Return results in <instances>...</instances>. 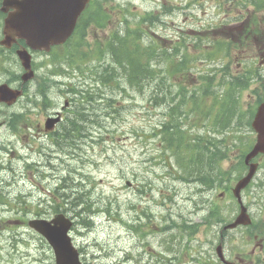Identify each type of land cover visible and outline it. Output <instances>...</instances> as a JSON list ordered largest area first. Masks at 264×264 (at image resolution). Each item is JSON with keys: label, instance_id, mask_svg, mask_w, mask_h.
I'll use <instances>...</instances> for the list:
<instances>
[{"label": "rangeland", "instance_id": "1", "mask_svg": "<svg viewBox=\"0 0 264 264\" xmlns=\"http://www.w3.org/2000/svg\"><path fill=\"white\" fill-rule=\"evenodd\" d=\"M115 1L121 5L128 3L130 10L138 11V14L131 17L133 27H144L145 20L138 19L141 13H157L160 12L158 8L171 5L168 0H96L95 5L100 6L107 14H101L99 19L106 31L103 33L98 30L93 35L89 33L91 38H104L107 32L115 30L117 10L109 8ZM234 3L235 0H227L226 6ZM226 6L224 0H208V5L200 13L207 20L214 17L213 21L229 16L239 17L237 12L242 11H247L248 16L252 15L250 22L255 21L260 26L257 40H253L251 49L245 50L246 57L234 54L233 66L237 68L238 64H242L246 72L259 68L264 75V0H246L245 6L240 5L238 9L230 11ZM194 13L196 10L185 14V20L188 21L187 18ZM197 15L200 16L199 12ZM111 17H114L112 23L109 21ZM178 21L180 19L175 20V30L189 39L191 34L180 30ZM233 22L236 23L237 20ZM192 23L198 26L201 21L195 20ZM220 25L221 22L218 21L212 32L224 37L227 32L224 28L229 24ZM228 33L233 36L237 34L234 30H228ZM201 39L193 41L199 42ZM76 45L75 40L63 49L65 57L55 62L56 67L66 71L72 80L60 83L58 88H52L50 96L58 102L72 97L71 108L67 111L69 118L76 105L72 92L81 84L90 87L94 91L92 95L96 94L95 89L100 91L104 101L100 105L96 104V112L91 114L95 119L94 126L83 125L81 135L80 125H74L73 131L70 127L66 130L64 124L66 132L59 140L54 137L51 140L48 136L38 137L36 132L27 130L31 122L35 125L45 120L46 113L33 105L36 93L38 95V85L44 84V76L31 84L27 98L20 100L15 109L6 111L9 112L8 115L15 112L16 119L12 124L0 128V264H55L53 251L46 240L27 225L28 220L34 218L39 211L46 212L50 218L59 211L75 221L71 237L84 264H126L129 255L133 260L129 264H216L218 260L215 246L219 243V231L234 215L231 210H227L220 194L222 192L216 196L215 190L212 191L215 171L218 170L214 169L211 176H208V184L198 183L193 179L192 173L197 169L194 163L204 153L202 149L205 146L192 147L180 139L177 144L186 149V152H180L179 148L171 145L174 158L169 151L163 152L165 146L161 137H165L167 131L169 135L176 133L180 125V128L191 129L194 134H211V139L215 136L223 138L229 129L242 121L244 125L235 128L237 139L226 145L228 148L234 144L237 150L232 153L231 148L230 151H224L220 139L208 141L209 147L205 151L208 152L209 161H218L219 170L229 169L231 166V174L227 177L222 175L226 182L224 188L230 186L242 171L238 161V156L242 153L239 154L238 149L243 148L248 140H255L251 117L258 107L260 97L264 96V76H259L257 82L250 79L242 94H235L229 104L226 98L220 97L218 101H213L214 97L203 94L206 97L199 109L207 103L208 106L213 104L215 109L212 117L201 118L190 112V106L186 108L192 97L168 92L169 85L164 76L157 77L163 79L167 102L177 105L175 110H170V104L161 105V100L155 95L157 86L152 81L146 82L141 91L132 85L125 89V84L123 87L109 89L99 87L101 75L95 73V83H91L87 66L81 64L88 55L77 57ZM102 48L105 51V47ZM188 49L194 56L200 54L193 49V45ZM66 55L77 58V64L73 68L66 60ZM154 55L153 67L162 70L167 56ZM13 57L16 56L0 50V77L8 66H12ZM201 58L194 60L191 66L194 74L189 76L191 80L196 79L198 68L204 67V60ZM44 59L45 57H38L37 63H42ZM111 61L110 55L109 62ZM222 61L226 62L225 58ZM217 66H220V62ZM58 78L63 80L64 77ZM176 78L180 79H173ZM109 83L110 81L106 85ZM36 101L39 103V100ZM52 101L54 104L45 102L44 105L54 110L59 109L58 103L54 99ZM228 105L233 106L236 111L230 126L227 125L228 117L219 120L222 108ZM220 121L225 123L221 124ZM215 122L218 124L214 128ZM162 123L168 130L161 135L155 130ZM16 133L18 134L15 135ZM168 142L170 144L169 138ZM165 153L171 157V164L177 162V167L167 166V162L163 161ZM196 153L198 156L193 159ZM156 161L161 162L160 166L154 165ZM210 168L212 167L208 163V173ZM176 170L182 175L177 181L173 178ZM202 172L205 169L196 173L200 176ZM259 191L262 192L261 189ZM61 199L69 203V206H63ZM263 199L264 190L259 196V205L255 202L251 206L259 221H264V217L259 216ZM214 204L219 207H214ZM79 210L87 211L92 216L93 222L89 224H92V232L85 233L80 222L84 215L80 216ZM213 213L216 215L211 216ZM244 232L249 236L246 239L242 238L241 230L226 236V252L234 259L244 253L246 256L252 254L255 251L252 237L262 234L260 229H244ZM258 257L263 259L264 253L261 252ZM136 258H142V262ZM259 264H264V260Z\"/></svg>", "mask_w": 264, "mask_h": 264}, {"label": "water", "instance_id": "2", "mask_svg": "<svg viewBox=\"0 0 264 264\" xmlns=\"http://www.w3.org/2000/svg\"><path fill=\"white\" fill-rule=\"evenodd\" d=\"M88 0H21V2L5 3V7L14 6L19 10L11 13L6 20V45L15 41V38L24 39L34 50L49 49L51 45L63 44L73 33L76 22L84 10ZM19 7V8H18ZM6 10V9H5ZM18 55L26 70L30 69V57L27 52L19 51ZM26 75L25 80L30 79ZM0 94H4L0 90ZM19 96L1 95L0 101L14 103ZM253 127L259 133L258 144L247 156V162L259 152H264V103L258 108ZM242 180L239 189L245 187L252 175ZM241 222V221H237ZM30 225L35 228L53 247L57 264H81L79 253L68 237L72 222L59 215L50 222L45 220L32 221Z\"/></svg>", "mask_w": 264, "mask_h": 264}, {"label": "trees", "instance_id": "3", "mask_svg": "<svg viewBox=\"0 0 264 264\" xmlns=\"http://www.w3.org/2000/svg\"><path fill=\"white\" fill-rule=\"evenodd\" d=\"M140 46H141V44H140ZM145 46L146 45H142V47H144V48H141L144 51L141 49H140L141 51H139V50L136 51L135 47H137V45L134 43L133 38H131L129 41L126 42V45H125L126 50L124 49L123 53H122L121 47L115 48L114 52L111 54V60H112L111 62L112 63L108 64L103 69L102 68L98 69V70H101V77L99 78V82L101 83V85H99V87H105L106 88V86H107L106 84L108 81H110V78L115 77L121 73H125V74L134 73L135 74L134 76L131 75V77L133 76L132 78L122 79L119 83V86H121L123 84H125V86H129V85L131 86L132 85L133 87H135L141 91L144 84H146V82H148V81L155 82V84L157 86V90L155 92L156 97L159 98L161 100V102H163V100H166L165 103L170 104L169 102H167V98H166L165 83L161 77H157L158 75L155 74V73H157V71L149 70L146 68L140 69L137 65L132 63L133 61L130 62L129 60L126 59V58H129L132 60L141 61V58L136 57L135 54L130 55L129 51L131 49L130 52L139 53L143 56L142 59L143 60L145 59L147 67H148V65L153 66L154 61H152V60H155L154 56H156L154 54H157V55L161 54L163 56L164 55L166 56L170 50L169 48H167L165 46H161L160 43L156 40H151V45L146 47L147 49L145 48ZM109 48H111V47H109ZM120 54H122V55L119 58ZM122 56L124 58H121ZM68 58H70V57H67L66 59H68ZM169 62H172V57L167 55V57L165 59V63H169ZM165 63H164V65H165ZM186 65H187V63L185 61H183L182 63L179 64V69H180V66H186ZM123 67L125 69H123ZM184 68H186V67H184ZM230 76H231L230 81H229L230 86H228V88L226 89V91H227L226 92V99H228L227 104H229V102L233 101L234 96H235V94H237L238 89L247 86V84L244 81L248 78L245 74L230 75ZM164 78L169 85V91L168 92L172 93L174 90L173 89L174 84L172 82V77L171 76H165ZM134 80H137L139 82L136 85H133ZM81 87H84V86L81 84L80 86H78V88H76L73 91V93H75V95L77 96L76 101L78 103L77 108L79 110L77 111L78 115L76 114L74 119H72V120L68 119L69 120V126H67V129H69V127H70V129H73V131H75L74 125H80L81 135H82L83 134L82 129H84L83 125L86 124L85 126H90L91 124L95 123V121L93 120V117H91L92 116L91 115L92 114L91 109L95 108V105L92 101L93 98L95 101V100H97L96 99L97 95L100 96L102 99H103V96L100 93H96L95 95H92L91 93H94V91L92 89L86 90L84 88L80 92ZM177 93H178V95H181V96L186 95L185 93L182 92L181 88H179ZM111 96H113V95H111ZM191 97H193V96H191ZM260 101H264V96L260 97L259 102ZM95 104H96V101H95ZM100 104H102V103H100ZM171 105L172 104H170V106H169L170 110H175L177 108V105L173 106V107H171ZM222 109H223L222 110L223 112H222V115H220V116H224V118L228 117V124L227 125H229L231 123V120L236 116L235 108H233V106L231 107L228 105V107L222 108ZM86 112H88V113H86ZM228 112H229V114H228ZM209 115L210 114H208V116ZM238 119L241 120L242 117H238ZM178 127H179V125H178ZM85 129H86V127H85ZM165 129H166V131L168 130L166 127H165ZM64 132H66V131H64ZM168 132L169 131H167V134H168ZM179 133L180 134L169 135L170 144L175 145L177 148H179L177 141H179L180 138H183V136H182L183 131L180 128H179ZM64 139H67V137H65ZM198 143L201 144V147H202V145H204L205 149H202V151H204V153L197 159V161L194 164L197 163L198 164V166H197L198 170L205 169V172H202L203 174H201L200 176L198 173H195V174L192 173V177H194L198 180H201L203 184H206V182L208 181V176H211V173L214 171V169H213L208 173V163L211 166L214 165V159L209 161L208 152H205L209 147L208 146V140L207 141L205 139L198 140ZM180 148H181V145H180ZM207 160H208V162H207ZM62 202H63L62 203L63 206H65V205L69 206V203L64 202L63 200H62ZM80 212H82V213H80ZM79 214H80V216L84 215L82 221H80V222L83 225H85L86 227H88L89 222H91L92 216L88 215V212L84 211V210H79Z\"/></svg>", "mask_w": 264, "mask_h": 264}, {"label": "flooded vegetation", "instance_id": "4", "mask_svg": "<svg viewBox=\"0 0 264 264\" xmlns=\"http://www.w3.org/2000/svg\"><path fill=\"white\" fill-rule=\"evenodd\" d=\"M3 78H4L3 76L0 77V86L3 84H7L11 88L17 89V90L22 87L21 82H20L21 75L19 71L11 75V77L7 76L6 79H3ZM25 88L28 90V86L24 87V90ZM15 108H16V105L8 106L3 103L0 104V128L8 124H12V121L16 119L14 112L11 115H8L9 112H6V111H11ZM37 131L41 132L39 133L40 137L48 136L51 133V130L47 129L45 125L41 126V124L37 125ZM44 214L47 215L46 212H44Z\"/></svg>", "mask_w": 264, "mask_h": 264}, {"label": "bare ground", "instance_id": "5", "mask_svg": "<svg viewBox=\"0 0 264 264\" xmlns=\"http://www.w3.org/2000/svg\"><path fill=\"white\" fill-rule=\"evenodd\" d=\"M152 61H155V60H152ZM94 73H96L97 75H101V70H98V69H95V72ZM21 82V81H20ZM86 83V82H85ZM23 84V82H21V85ZM100 85H101V83H100ZM80 86V85H79ZM84 87H81L80 88V92L85 88L86 90L88 89H90V87H87V86H85V85H83ZM121 87H123V85H121ZM127 87H130V86H125V87H123V88H125V89H127ZM107 88V87H106ZM137 89V88H136ZM112 93V92H111ZM112 94H116L115 92H113ZM72 96H74V102H75V104L77 103V101H76V98H77V96L75 95V93H73L72 92ZM97 100H95L96 101V104H99L100 105V103H102V101H104L100 96H98L97 95V98H96ZM93 103H94V105L96 106V104H95V101H94V98H93ZM87 102V101H86ZM162 104L161 105H163V106H166L167 104L165 103V101H163V102H161ZM77 106H78V103L75 105V107H74V112H73V114H72V116H71V118H69V115H68V117H67V120H66V122H65V128H66V130H67V126H69V120L71 119H74L75 118V116H76V114H77V111L79 110L78 108H77ZM173 106H176V105H171V107H173ZM71 108V107H70ZM96 108L97 107H95V108H93V109H91L92 110V114L93 113H95L96 112ZM78 115V114H77ZM92 117V116H91ZM95 118V117H94ZM69 119V120H68ZM94 121H95V119H93ZM223 120V119H222ZM220 123L221 124H224L225 123V121H220ZM95 125V123H93V124H91L90 125V127L91 126H94ZM228 126H230V124L228 125ZM63 127L64 126H61V130H60V134H59V137L57 138V140H59V139H61L62 138V136H63V134H64V129H63ZM89 127V126H88ZM87 128V127H86ZM174 134H180L179 133V131H177L176 133H174ZM168 138H169V133H168ZM194 165H196V166H198V164L196 163V164H194ZM197 168V167H196ZM197 171H199L198 170V168L194 171L193 170V173L195 174ZM193 179L195 180V181H197L198 183H201V184H203L202 183V181L201 180H198V179H196V178H194L193 177ZM206 184H208V183H206ZM61 214H64V213H61ZM48 215V214H47ZM67 218H69L70 219V221L72 222V224H73V227L75 226V221L73 220V219H71L70 217H68L66 214H64ZM91 220H92V218H91ZM94 220V219H93ZM91 222H93V221H91ZM82 224V223H81ZM89 224H90V222H89ZM92 225V224H91ZM91 225H89L88 227H86L85 225H83L84 226V231H85V233H88L89 231H91ZM226 227V226H225ZM92 232V231H91ZM221 240V239H220ZM89 247V246H88ZM91 249L92 248H90V250L89 251H91ZM87 251V250H86ZM129 258V260L127 261V263L126 264H129V263H132V259L130 258V255L128 256ZM136 260H138V261H140V262H142V258H136Z\"/></svg>", "mask_w": 264, "mask_h": 264}]
</instances>
